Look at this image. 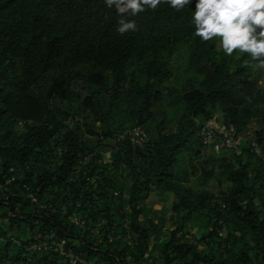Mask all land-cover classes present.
Returning <instances> with one entry per match:
<instances>
[{
  "label": "trees",
  "instance_id": "16d2710c",
  "mask_svg": "<svg viewBox=\"0 0 264 264\" xmlns=\"http://www.w3.org/2000/svg\"><path fill=\"white\" fill-rule=\"evenodd\" d=\"M194 6L121 35L103 0H0V264H70L26 250L50 232L82 264H264V64L194 37ZM213 117L238 155L202 145Z\"/></svg>",
  "mask_w": 264,
  "mask_h": 264
},
{
  "label": "clouds",
  "instance_id": "9594fccd",
  "mask_svg": "<svg viewBox=\"0 0 264 264\" xmlns=\"http://www.w3.org/2000/svg\"><path fill=\"white\" fill-rule=\"evenodd\" d=\"M119 16L116 31L123 35L137 30L134 19L146 9L155 10L161 3L180 11L191 0H103ZM192 35L201 42L218 38L225 55L234 50L264 64V0H195Z\"/></svg>",
  "mask_w": 264,
  "mask_h": 264
},
{
  "label": "built area",
  "instance_id": "2783aa9c",
  "mask_svg": "<svg viewBox=\"0 0 264 264\" xmlns=\"http://www.w3.org/2000/svg\"><path fill=\"white\" fill-rule=\"evenodd\" d=\"M199 136L202 145L207 150L213 151L215 154L227 151L238 155L241 152V144L245 140L242 136L236 133V130L232 126L219 122L215 117L208 119L203 124L200 128ZM119 137L120 139H127L131 144L139 146L143 145L146 141V134L140 127H134L128 132L121 134ZM250 147L255 153H260V148L256 142H250ZM110 158V153L107 151L104 153L103 160L100 162L109 163ZM89 161L90 157L85 155L79 159L78 165L85 166ZM69 221L76 226H82L83 224L77 215L70 216ZM219 236L224 237V234L219 233ZM51 247H55L61 255L67 257L70 264H82V261L78 256H76L71 250L65 249V241L57 238L53 232L48 233L45 239L29 244L26 250L35 251Z\"/></svg>",
  "mask_w": 264,
  "mask_h": 264
},
{
  "label": "rangeland",
  "instance_id": "374dc122",
  "mask_svg": "<svg viewBox=\"0 0 264 264\" xmlns=\"http://www.w3.org/2000/svg\"><path fill=\"white\" fill-rule=\"evenodd\" d=\"M219 47H220V45H219ZM220 49H221V47H220ZM241 55V53L238 51V50H236V53H235V57H237V56H240ZM253 70L254 71H256V72H258V75H259V84H261L263 81H264V66H261V67H253ZM261 115V114H260ZM259 117H257V119H258ZM254 122H259L258 120H256V119H254L253 120V125H254ZM193 137V139L195 140V135H193L192 136ZM209 189L213 192V193H215L216 192V190H217V187H216V183L215 182H210L209 183ZM168 201H170V199H168L167 200V202ZM160 208V205H154L153 206V209L154 210H158Z\"/></svg>",
  "mask_w": 264,
  "mask_h": 264
}]
</instances>
